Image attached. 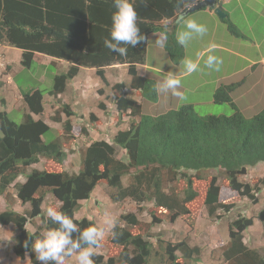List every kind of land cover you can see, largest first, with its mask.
Listing matches in <instances>:
<instances>
[{
  "label": "trees",
  "instance_id": "obj_1",
  "mask_svg": "<svg viewBox=\"0 0 264 264\" xmlns=\"http://www.w3.org/2000/svg\"><path fill=\"white\" fill-rule=\"evenodd\" d=\"M199 1L189 0L190 6H184L179 0H149L146 7L140 0L134 2L141 34L148 37L167 31L164 49L174 64L184 58L183 47L177 42L174 27L167 30L161 22L167 21L174 26L180 12L185 13ZM217 6L221 7L220 0ZM113 11V0H0V43L22 51L24 68L32 65L35 54L69 62L67 72L53 78L51 96L62 93L67 81L76 76L80 67L97 69L103 79L101 68L127 64L132 77L130 88L141 92L144 99L156 101L155 83L138 76L135 71V65L145 61L147 40L136 48L129 46L124 57L103 46L104 38L109 35ZM221 21L231 33L238 35L227 14ZM123 87L113 88L114 104L118 121L123 116L131 117L128 129L116 132L110 142L105 141L106 138L90 142L89 130L95 128L93 123L97 121L91 115L87 126L80 128L88 145L79 150L80 167L73 173L61 169H35L41 158L62 166L67 155L61 137L56 135L54 140L46 142L44 135L50 132L49 127L31 117V114L43 112L42 91L22 92L28 113L23 115L20 124L11 121L4 111L0 112V196L11 205L10 193L15 189L16 199L21 205L30 207L23 213L11 209L0 213V225H12L16 229L13 252L17 258L24 259L29 253L31 264H40L30 245L46 229L55 227L49 217L41 215V205L48 195L59 203L57 210L68 214L79 228L96 226L87 218L76 219L75 213L101 182L110 191L108 197L114 203L130 199L138 208L143 203H152L156 210L150 216L155 225L162 222V218L172 222L188 215V205L199 197L194 183L206 181L205 174L211 171L217 172L225 184L220 187L216 178L207 184L203 204L209 217L218 218L234 208L233 203L220 201L221 189L253 205L258 204L264 178L251 183L241 178L264 164V108L251 118H245L233 103L231 92L235 85L232 84L219 86L212 95L214 103L232 106L234 113L229 117H199L191 106L185 105L152 117L143 114L140 105L122 93ZM60 110L67 117L62 122L63 140L69 146L74 145L73 125L69 120L73 113L66 105ZM52 119L61 121L59 111ZM118 149L123 153L120 158ZM21 176L24 182L15 183ZM123 177L128 178L126 186ZM178 181L185 183L181 193L174 188ZM35 216H39L42 227L30 233L27 225ZM258 219L264 222V208L258 213ZM119 220L122 224L113 225L108 235L109 243L121 248L118 257L104 259L101 254H94V264H152L154 258L162 264L198 261L200 250L185 241L176 244L159 241L158 250L153 252L149 236L130 231L140 224L135 214H123ZM252 224L251 218L241 217L228 225V241L221 253L226 264H264L259 252L243 243V232ZM112 232L116 234L115 239ZM77 237L78 233H74V238ZM25 241L29 242L28 248L24 246Z\"/></svg>",
  "mask_w": 264,
  "mask_h": 264
},
{
  "label": "rangeland",
  "instance_id": "obj_2",
  "mask_svg": "<svg viewBox=\"0 0 264 264\" xmlns=\"http://www.w3.org/2000/svg\"><path fill=\"white\" fill-rule=\"evenodd\" d=\"M222 8L227 12L229 21L233 25L234 32L236 31L238 35L231 33V31L227 29V24L220 20H218L219 24L216 32H213L214 28H212V24L204 20L206 17L203 12L197 11L185 15L186 18L195 19L198 23L207 27V33L205 35H194L193 38L184 45L186 57L184 56L182 60L188 58L197 63L199 68L196 72L183 75L186 70L182 60L179 65H173L174 63L172 64L169 62L163 50L161 54L153 51L151 55H147V58L153 59V61L156 60L159 68L163 69L161 74L149 71L148 76H151L150 78L156 82L155 84L157 85V83H159L162 85L164 74L169 72L174 73L180 76L177 78L181 82L179 91L185 94L186 99L180 100L178 97L173 96L170 90L169 92H158L155 87L157 101L145 99L142 102L143 114L152 117L159 116L185 105L191 106L194 113L199 117H229L234 113V109L228 103H214L212 98L213 92L221 86V84H230L238 80L240 81L243 78L244 82L234 84L235 87L231 92L232 100H234L233 103L247 119L262 111L264 108V94L261 93L259 87L255 90L257 96L253 93L254 91L252 92V90H249L252 89V84L256 81L257 75L250 72L248 67L250 63L247 60L252 58L256 61V64H259L260 55L257 54L258 50L256 47L260 46L261 49H259V51L264 50V0H224ZM183 30H185V28L182 24L179 31ZM155 40L156 39L151 40L152 45L155 44ZM211 44H215L216 48L210 50L209 46ZM154 48L155 47H152L151 50ZM208 55H215L222 60L219 71H214L205 66V60ZM258 68H260V65ZM53 72L52 66L48 67L47 71L42 72L41 68H39L36 63H32L30 69L21 70L15 75L14 83L21 90L38 89L42 91V93H46L52 89ZM45 76L46 78L47 76L50 78L48 82L41 80V78ZM127 77L130 79L129 76ZM245 91L249 92L246 93ZM6 110L8 118L11 121L16 124L22 122V112L24 109L20 106V103H14L12 101ZM109 120L110 118L103 120V126L99 128L100 132L94 133L92 138H110L114 128ZM71 124L73 125L72 134L74 145L69 146L67 141L63 140L62 131L59 134L53 131L44 135L46 142L54 140L56 135L61 137L60 141L62 142L63 148L67 151L66 159L62 166H57L51 161L41 158L35 169L39 171H59L61 169L72 173L79 170V150L87 143V138L81 134L80 128L85 125L87 126L88 121L86 120L83 122L73 119ZM114 127L118 128L117 121ZM117 155L119 158L121 157L122 154L120 149H118ZM205 176L207 177L206 181L194 183L199 197L188 205L189 214L178 217L172 222L162 218V222L156 225L153 224L151 222L150 213H153L156 209L150 202L141 204L139 208L130 199H125L120 203L112 202L108 197L110 191L106 188L105 183L102 182L94 189L88 201L81 202V207L75 213V218H87L93 221L96 227L104 230V237L101 240V245L99 248L95 249L94 252L101 254L104 259L108 257L117 258L121 250L120 247L109 243L108 235L110 228L113 225L122 224L119 220L121 215L133 213L137 216L140 224L135 228H131L130 231L133 234L139 233L146 237L149 236L148 240L153 244V252L158 250L159 241L171 244L185 241L190 246L197 247L200 250L198 255L199 259L197 262L190 261L188 262L189 264H226L221 257V253L223 250L222 247L228 241V225L241 217L251 218L253 224L243 232V243L246 247L257 250L264 258V222L262 223L258 219V213L264 208V189L261 188L262 192L259 196L257 205L249 203L247 199L237 197L232 192L226 193L221 189L220 201L222 203H233L234 208L228 214H220L218 218H211L208 216L203 204L207 184L212 178H216L217 184L220 187L223 186L225 182L215 171L208 172ZM257 178H264V164L256 167L255 170L249 171V173L241 179L251 183ZM17 179L18 182L25 180L24 177ZM122 182L123 185L126 186L128 178L123 177ZM174 188L176 192L181 193L185 188V183L178 181ZM11 192V197H14L11 205L7 204V201L4 200L3 197H0V213L4 212V210H13L18 207L21 212L30 209L28 204V208H20L14 195L15 189L14 191L11 189ZM12 205H14V208ZM48 206H53L57 209L59 203L52 196H46L41 205V215L47 216L46 209ZM41 227L42 224L39 216H35L30 224L27 225V229L30 233H34ZM15 235L16 229L12 225H0V264H31L29 253L25 254L24 259H19L14 255L13 249L16 244ZM176 255L179 257V261H181L180 254L177 252ZM158 261V258H154L151 263L162 264ZM65 264H76L75 258H67Z\"/></svg>",
  "mask_w": 264,
  "mask_h": 264
},
{
  "label": "crops",
  "instance_id": "obj_3",
  "mask_svg": "<svg viewBox=\"0 0 264 264\" xmlns=\"http://www.w3.org/2000/svg\"><path fill=\"white\" fill-rule=\"evenodd\" d=\"M220 3H221L222 11L225 14H227V12H225L224 9L222 8L224 4V0H221ZM199 11L203 12L204 16L206 17L204 20H206V22L211 23L212 28H214L213 32H216L219 24L218 20L221 21V19L217 17L213 9L206 8V9H201ZM169 23L170 22L163 21L161 22V25L167 30H169L171 27H174V32L176 36L179 31V28L182 26V23H177V20L176 22H174L175 23L174 26L173 25L170 26ZM159 33L160 32H156L148 35L146 42L145 61L143 64L135 65V71L138 74V76L153 81L154 83L156 82L150 78L151 76H148L149 71L154 72L156 74H161V72H163V69L159 68L156 60L153 61V59L147 58V55L149 54L151 55L153 51H156L157 53L161 54L163 50L169 62H171L167 53L165 52L164 47H158L155 44L154 45L151 44V40L156 39ZM152 47L155 48L151 50ZM182 47L185 56L184 46ZM256 49L258 50L257 54L260 55L259 64H256V61L252 58H250V60H247L250 63L248 66L250 72H253L257 75L256 81L252 84V89H249L250 91L252 90V92L254 91L253 93L255 95H256L255 90L258 87L261 89V93L264 94V50H263L264 48L262 49L263 51H259V49H261L260 46H257ZM21 56H22L21 50L0 43V112L4 111L7 114V116L8 113L6 109L8 108L9 104L12 101L14 103H20V106L24 109L22 112V116L24 114H27L28 110L22 100V96H21L22 92H31L34 90H38V89H28L25 91L19 89L15 85L14 83L15 75L19 73L21 70L30 69L32 66L31 65L29 68H24L21 65ZM32 63H36V65L39 66V68H41L42 72L47 71V68L52 66L54 70V72L52 73L53 78L62 73H66L68 68L70 67L69 62L65 60L49 57L42 54H35ZM173 65H179V64H173ZM259 65L260 68H258ZM128 69L129 67L127 64H114L103 67L100 70L103 73V79H101L100 76L97 74V69L80 67L76 76L71 80L67 81L65 90L62 93L58 94L57 96H51L49 94L50 90L47 91L46 93H43L42 95L43 112L41 115L31 114V117L35 121L36 120L43 121L49 127L50 132L54 131L59 134L62 131V122L67 120V117H65V115L60 110V107L62 105L68 106L70 111L73 113V115L69 117L70 122L73 119L81 120L85 122L86 120H89V117L91 115H93L97 119V121L93 123L95 128L89 130V139H92L90 142L103 139V138L94 139L92 137L94 133L100 132L99 128L103 126V120L104 119L107 120L110 118L109 121H111L114 129L112 131V135L110 136V138L104 139L105 141L110 142L113 136L116 134V132L120 130L124 131L128 129L129 120H131L130 116H126V117L123 116V118H121L120 121H118L117 118L118 115L114 104L115 98H114L113 88L117 85H123L124 87L122 93L126 97L135 100L140 105L141 110H142V102L145 100L142 97L141 92L132 90L130 88L132 77L129 75ZM186 74L187 73L185 72L183 75ZM127 76H129L130 79ZM176 77L179 78L180 76L176 75ZM243 79L240 81L239 80L235 81L230 84H240L244 82ZM41 80L48 82L50 78H48V76L46 78L45 76L42 77ZM230 84H226L225 86ZM245 92L248 93L249 91H245ZM100 105H102L103 108H101ZM58 111L61 121L55 122L53 121L52 118L54 116V112H58ZM134 120L137 121L138 118L136 117L134 118ZM116 121L118 123V128L114 127ZM87 145L88 144H86V146ZM121 154L123 155V153ZM17 180L15 181V183L17 182L19 184H22L24 182V180L22 182H18ZM12 198L14 199V197ZM17 202L19 203L20 208H24V209L28 208L27 204L21 205V203L18 200ZM12 207L14 208V205H12ZM13 210L20 213L24 212V211L21 212L19 207L17 209L14 208Z\"/></svg>",
  "mask_w": 264,
  "mask_h": 264
},
{
  "label": "clouds",
  "instance_id": "obj_4",
  "mask_svg": "<svg viewBox=\"0 0 264 264\" xmlns=\"http://www.w3.org/2000/svg\"><path fill=\"white\" fill-rule=\"evenodd\" d=\"M134 2L135 0H113L111 27L108 37L103 40V46L120 57L126 56L129 46L136 48L142 41L147 40L137 25L138 14ZM140 3L146 7L149 0H140ZM179 3L190 6L189 0H179ZM177 23H182L185 28L176 35L177 42L182 46L186 45L194 35L203 36L207 33L205 25L198 23L195 19L186 18L183 12L178 15ZM167 40V31H161L155 44L158 47H165ZM209 48L215 49L216 45L211 44ZM182 63L187 74L196 72L199 68L197 63L188 58H185ZM220 64L222 60L215 55H208L205 60V66L214 71H219ZM180 85L181 82L176 75L169 72L164 74L163 84L157 83L155 87L158 92L170 90L173 96L185 100V94L179 91ZM46 215L55 227L46 229L31 242L30 249L35 254L36 260L40 264H65L67 258L74 257L76 264H94L92 257L97 254L94 252L101 245L104 230L96 226L81 229L68 214L53 206L47 207ZM74 233H78L77 238H74ZM112 236L116 238L115 232H112ZM24 246L28 248L29 242L25 241Z\"/></svg>",
  "mask_w": 264,
  "mask_h": 264
},
{
  "label": "water",
  "instance_id": "obj_5",
  "mask_svg": "<svg viewBox=\"0 0 264 264\" xmlns=\"http://www.w3.org/2000/svg\"><path fill=\"white\" fill-rule=\"evenodd\" d=\"M217 1L218 0H201L189 7L184 14L188 15L201 9L210 8L213 9L217 17L222 20L226 17V14L222 11L220 7L217 6Z\"/></svg>",
  "mask_w": 264,
  "mask_h": 264
}]
</instances>
